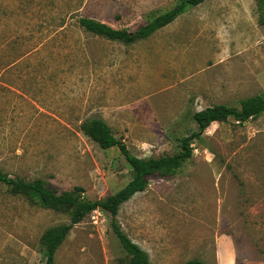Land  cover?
<instances>
[{
    "label": "rangeland",
    "instance_id": "1",
    "mask_svg": "<svg viewBox=\"0 0 264 264\" xmlns=\"http://www.w3.org/2000/svg\"><path fill=\"white\" fill-rule=\"evenodd\" d=\"M179 0H0V170L86 200L131 168L82 126L101 117L137 157L181 151L192 113L264 97V0H205L130 44L84 31L89 17L128 31ZM192 155L119 206L120 229L151 264H264V112L212 122ZM69 214L0 183V264H45L42 232ZM108 212L75 224L53 264H128Z\"/></svg>",
    "mask_w": 264,
    "mask_h": 264
},
{
    "label": "trees",
    "instance_id": "2",
    "mask_svg": "<svg viewBox=\"0 0 264 264\" xmlns=\"http://www.w3.org/2000/svg\"><path fill=\"white\" fill-rule=\"evenodd\" d=\"M205 0H179L171 8L157 15L152 20L140 25L134 31L114 28L106 23L89 17H79V26L87 32L109 40L126 44L145 39L156 30L172 22L177 16ZM264 19H261V23ZM264 112V97L255 95L239 102V107L226 104H214L192 113L196 130L179 139L181 151L172 155L140 158L132 155L126 145L113 136L107 123L98 116H93L82 126L83 133L102 149L116 146L131 168L130 180L115 193L103 199L86 200L83 188L75 186L71 190L56 191L39 178L25 180L21 177H10L0 170V183L7 185L14 194H22L34 199L41 207L62 211L69 214L67 223L45 229L40 236L45 264H53L54 254L66 238L71 228L80 222L88 213L101 209L110 215V224L122 249L129 256L128 264H151L149 256L137 243L133 242L119 227L116 215L119 206L134 193L143 191L150 176L167 177L175 174L183 163L192 155L191 141L199 140L202 133L212 122H223L229 117L237 123L256 118ZM182 264H201L198 259H190Z\"/></svg>",
    "mask_w": 264,
    "mask_h": 264
}]
</instances>
